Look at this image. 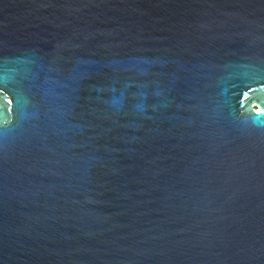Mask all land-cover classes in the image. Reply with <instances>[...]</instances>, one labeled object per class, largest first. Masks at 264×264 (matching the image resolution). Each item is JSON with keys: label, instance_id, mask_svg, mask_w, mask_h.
Here are the masks:
<instances>
[{"label": "water", "instance_id": "95a60500", "mask_svg": "<svg viewBox=\"0 0 264 264\" xmlns=\"http://www.w3.org/2000/svg\"><path fill=\"white\" fill-rule=\"evenodd\" d=\"M0 264H264V0H0Z\"/></svg>", "mask_w": 264, "mask_h": 264}]
</instances>
